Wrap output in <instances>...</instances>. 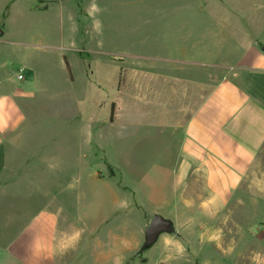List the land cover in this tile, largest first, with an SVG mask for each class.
Here are the masks:
<instances>
[{"label":"rangeland","instance_id":"1","mask_svg":"<svg viewBox=\"0 0 264 264\" xmlns=\"http://www.w3.org/2000/svg\"><path fill=\"white\" fill-rule=\"evenodd\" d=\"M16 16L6 25L4 38L12 43L0 47V66H5L0 78L26 63L32 69L28 74L45 89L36 99V104L43 102L27 108L32 118L22 126L27 134L20 147L28 148L35 162L46 164L33 175L32 169L20 168L25 153L12 159L15 149H0L3 179L18 178L21 194L33 188L35 193L42 189L50 193L46 201L39 200V205L46 203L44 225L49 213L58 215L66 207L73 214H83L88 208L89 227L105 212L110 217L109 232L128 238L131 249L139 243L146 246L142 225L147 211L141 210L140 203L148 202H142L146 195L141 182L146 172L155 171L151 167L157 156L174 137V124L162 125L163 112L148 105L154 101L156 86H162L158 78L201 76L203 68L194 63L213 65L227 60L223 55L228 51L226 40L240 42L244 33L264 41V0H56L44 14ZM33 44L46 48H33ZM212 76L221 80L224 73ZM235 78L248 90L258 80L264 87V78ZM139 80L149 86L144 98L147 105L140 106ZM113 103L116 115L111 123ZM145 106L152 114L148 123L140 121ZM32 176L35 184L28 186L26 181L29 178L31 183ZM55 191L58 196L53 195ZM27 202L21 195L0 199V238L2 227L11 226L14 236L31 224L32 214L23 207ZM248 217L251 224L244 220L236 229L237 243L231 254L222 256L216 243H195L194 263L234 264L230 259L239 254L243 261L236 264L264 258L260 239L264 202ZM166 234L143 253L133 252L132 258L141 260L143 254L146 261L131 264L168 262L174 247L164 242ZM117 252L129 253L126 248Z\"/></svg>","mask_w":264,"mask_h":264},{"label":"crops","instance_id":"2","mask_svg":"<svg viewBox=\"0 0 264 264\" xmlns=\"http://www.w3.org/2000/svg\"><path fill=\"white\" fill-rule=\"evenodd\" d=\"M54 2L0 0L3 31L0 47L12 43L4 38L6 25L14 22L16 15L44 14ZM232 41L235 43L225 42L228 51L223 55L227 60L213 65L194 63L203 68V73H198L201 76L196 73L187 79L159 76L162 86H156L154 101L149 104L144 99L149 86L139 80L140 106L155 105L163 112L162 125L174 124L172 143L162 148L151 167L155 171L146 172L141 182V191L146 195L142 202H148L147 205L140 203L141 210L147 211L142 233L145 234L155 217L170 227V231H164L167 233L164 242L174 250L170 260L160 264H195L196 256L191 251L195 243H216L222 256L231 254L237 243L236 229L241 228L244 220L251 224L248 214L258 211L264 202V87L258 80L264 78V41L248 33H244L240 42ZM33 48L46 46L33 44ZM19 70H24L23 80L16 77ZM28 72L32 69L23 63L11 75L0 78V149H15L12 159L25 153L20 168L32 169L34 175L35 169L46 163L35 162L28 148L20 147L27 134L22 126L32 118L27 108L37 103V97L45 89ZM218 72L224 73L221 80L212 76ZM233 75L254 76L258 81L248 86L250 92ZM149 120L152 114L146 108L140 113V121L148 123ZM19 183L18 178L3 179L0 173V199L8 195L26 198L28 202L23 207L32 214V222L14 236L10 234L11 226L1 228L4 235L0 238V264H84L89 258V264H131L136 260L131 257L133 252L146 250L148 245L143 243L131 249L128 238L109 232L110 217L105 212L101 213L100 221H92L89 227L88 208L83 214H73L65 207L58 215L47 214L44 225L42 215L46 214V203L39 205V200L46 201V194L50 193L43 189L35 193L32 187L31 193L21 194L23 190L16 187ZM29 183L28 178V186L35 184L33 176ZM53 195L58 196L57 191ZM114 200L112 195V206ZM95 216L93 213L92 217ZM260 239L264 241L263 232ZM123 248L129 252L128 256L117 252V249L124 251ZM141 255L142 259L136 261L145 262ZM241 256L230 260L234 259L236 264L243 261ZM250 261L264 264V258H250Z\"/></svg>","mask_w":264,"mask_h":264},{"label":"water","instance_id":"3","mask_svg":"<svg viewBox=\"0 0 264 264\" xmlns=\"http://www.w3.org/2000/svg\"><path fill=\"white\" fill-rule=\"evenodd\" d=\"M2 36H3V31L0 28V38ZM164 231H170L169 225L166 222H164L160 217H155L145 232L147 238L146 244L147 245L154 244L158 236Z\"/></svg>","mask_w":264,"mask_h":264},{"label":"trees","instance_id":"4","mask_svg":"<svg viewBox=\"0 0 264 264\" xmlns=\"http://www.w3.org/2000/svg\"><path fill=\"white\" fill-rule=\"evenodd\" d=\"M65 64H66L67 69H68V71H69V73H70V79L73 80L72 73H71V71H70V65H69V63H68V61H67L66 58H65ZM119 84H120V87H121V85H122L123 83L120 82ZM115 107H116V105L113 103L112 106H111V111H110V122H111V123H113V122H114V119H115V115H116Z\"/></svg>","mask_w":264,"mask_h":264},{"label":"built area","instance_id":"5","mask_svg":"<svg viewBox=\"0 0 264 264\" xmlns=\"http://www.w3.org/2000/svg\"><path fill=\"white\" fill-rule=\"evenodd\" d=\"M16 77L18 80H23L24 78V70H19L18 73H16Z\"/></svg>","mask_w":264,"mask_h":264}]
</instances>
